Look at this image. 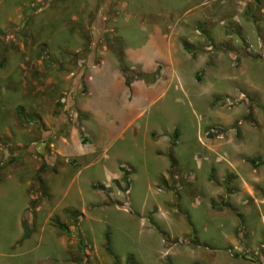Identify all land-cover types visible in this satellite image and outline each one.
Returning a JSON list of instances; mask_svg holds the SVG:
<instances>
[{
    "label": "rangeland",
    "instance_id": "1",
    "mask_svg": "<svg viewBox=\"0 0 264 264\" xmlns=\"http://www.w3.org/2000/svg\"><path fill=\"white\" fill-rule=\"evenodd\" d=\"M0 264H264V0H0Z\"/></svg>",
    "mask_w": 264,
    "mask_h": 264
},
{
    "label": "crops",
    "instance_id": "2",
    "mask_svg": "<svg viewBox=\"0 0 264 264\" xmlns=\"http://www.w3.org/2000/svg\"><path fill=\"white\" fill-rule=\"evenodd\" d=\"M152 40H157V39H152ZM151 42L150 44H151V47H146V48H144V50H145V54L144 55H142V56H140V57H136V52L135 53H129L132 57H134V58H138V59H140L141 60V57H143V59H144V71L145 72H152V71H154L155 69H156V66H157V64L158 63H162L163 65H164V62L162 61V60H165L166 61V64H165V67H166V71H171V69L173 70V68L177 65V63L175 62V60H174V58H173V56H172V52H170V54H167L166 56L165 55H162L161 54V51L159 50V46H160V44L159 45H157L156 44V42ZM167 49H169V48H167ZM134 55V56H133ZM153 56V57H156L157 56V59L155 60V63H152L151 62V59H149L148 61H146V59H147V56ZM129 55H127V57H128ZM157 62V63H156ZM167 66H170L169 68H167ZM100 71H102V70H99V72ZM164 71H165V69L162 71V73H161V77H160V79H159V81H163L164 83H165V85H166V87H168V86H170L171 84H169L168 82H167V77H165V73H164ZM174 71H175V69H174ZM177 74H179V72H177V70L175 71ZM166 73H169V72H166ZM167 79V80H166ZM134 83H136V82H134ZM158 83V82H157ZM115 84L117 85L116 86V88H117V90L119 89V88H128L126 85H125V79L124 78H116V82H115ZM123 85H124V87H123ZM132 87H134L135 86V84H133V85H131ZM114 90H116V89H114ZM90 93H92V92H90ZM89 93V94H90ZM88 97V101H89V98L91 97V96H87ZM88 113V112H87ZM98 115V117H99V114H97ZM138 119L139 118H127V124H126V126L124 127V129L122 130V132H119V133H117V132H115V127H114V125L115 124H113V126H109V124L110 123H112V121H108V122H106L105 120H104V122H101L102 123V125H99V128H100V130H101V132H100V139L102 140L101 142H100V145H106L107 144V146L106 147H108V145H109V142L113 139V138H118V137H120V138H124L123 136H122V133L125 131V130H127V128L128 127H131L132 125L134 126L135 124H137L136 122H138ZM116 136V137H115ZM66 146V145H65ZM67 146H70V145H67ZM108 172V175H110V172L109 171H107ZM111 176H114V174H111L110 176H109V179L111 178ZM116 179H118V177H119V175L118 174H115V176H114ZM25 212V211H24ZM20 227L22 228V236H21V239H22V237H23V234H24V230H23V227H22V217H21V221H20Z\"/></svg>",
    "mask_w": 264,
    "mask_h": 264
},
{
    "label": "trees",
    "instance_id": "3",
    "mask_svg": "<svg viewBox=\"0 0 264 264\" xmlns=\"http://www.w3.org/2000/svg\"><path fill=\"white\" fill-rule=\"evenodd\" d=\"M115 54L118 57L119 61L121 62V69H122V73L124 75L125 85L128 88H130L131 87V84L134 81H137V80H146L149 83H154V82H156L159 79V77H160V67H158L157 70L155 72H153V73H138V72H134L133 70H131V71L128 72L127 68L122 63V56H121V54L118 53L116 50H115ZM173 136H174V139L177 138V136H178L177 130L174 131V135ZM172 144L173 145L175 144V140H173ZM125 174H127L126 171H125ZM61 228H64L65 229V227H63V226H61ZM27 236H29V234H28V232H27V230L25 228L22 239H25ZM106 239H107V242L109 243V236H106ZM107 250L110 251L109 246L107 247Z\"/></svg>",
    "mask_w": 264,
    "mask_h": 264
}]
</instances>
